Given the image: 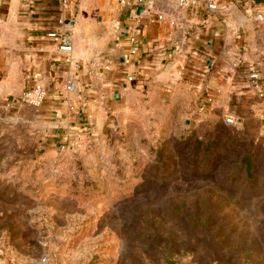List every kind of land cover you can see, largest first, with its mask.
<instances>
[{
	"label": "rangeland",
	"instance_id": "rangeland-1",
	"mask_svg": "<svg viewBox=\"0 0 264 264\" xmlns=\"http://www.w3.org/2000/svg\"><path fill=\"white\" fill-rule=\"evenodd\" d=\"M240 41L260 66L218 75L249 67L264 89V51ZM25 90L0 103V264H264V98L247 111L185 86L171 101L135 77L86 132L66 103L37 120Z\"/></svg>",
	"mask_w": 264,
	"mask_h": 264
},
{
	"label": "crops",
	"instance_id": "crops-1",
	"mask_svg": "<svg viewBox=\"0 0 264 264\" xmlns=\"http://www.w3.org/2000/svg\"><path fill=\"white\" fill-rule=\"evenodd\" d=\"M120 1L69 0L63 9L55 0H0V103L41 84L47 99L36 109V119L51 121L61 111L66 114L65 103L58 101L68 97L64 83L74 73L73 64L46 37L55 28L54 19L61 16L72 22L70 56L82 66L76 86L83 95L106 97L115 91L112 97L119 99L120 91L131 83L125 76L133 75L137 84H153L168 93L171 101L185 86L202 87L212 89L219 101L240 99L247 111L257 107L253 97L260 92V84L256 88L241 73L225 83L217 68L234 60L260 66L252 51L240 53V40L252 42L245 50L264 51V22L255 19L256 14H264V0H196L190 9L178 8L176 0H156L157 11L165 18L162 23L153 15L137 17L123 9ZM133 34L138 39L137 56L128 53V38ZM103 57L111 58L115 67L97 80L92 72ZM104 82L110 86L103 88ZM107 100L88 105L90 118L95 105Z\"/></svg>",
	"mask_w": 264,
	"mask_h": 264
},
{
	"label": "built area",
	"instance_id": "built-area-1",
	"mask_svg": "<svg viewBox=\"0 0 264 264\" xmlns=\"http://www.w3.org/2000/svg\"><path fill=\"white\" fill-rule=\"evenodd\" d=\"M57 4L65 9L69 5V0H55ZM156 0H121L120 6L125 10H130L133 14H135L136 9L138 7H144L146 9V14L148 17L150 15L154 16V20L158 23H162L165 21V18L162 14H160L155 6ZM197 4L196 0H176V5L180 9H190L191 7ZM210 9H215L214 5L209 6ZM136 15V14H135ZM151 18V17H150ZM153 19V18H151ZM255 19L258 22H264V14L258 13L255 15ZM55 28L46 34V37L52 40L58 49V51L65 53L67 55L66 60L69 63L73 64V74L69 76L65 83H64V92L70 96L72 99H66L64 103H66V107L68 112L72 115L70 118H73L75 122L70 120L69 123L75 127V123L78 122L80 124V128H83L86 132L89 131V126H86V122H89L90 115L87 113L88 105L91 103H95L98 100H103L105 96L103 94H98L96 98L92 97V95H83L81 92L78 91L76 83H77V76L78 72L81 69V65L78 62H74L73 58L70 56L73 50V38H72V25L69 20H66L64 17H57L54 19ZM173 25V23L171 22ZM128 45L129 51L128 53L131 56H137L139 54L138 49V39L136 34L129 36L128 38ZM114 62L105 60L100 62L98 67L93 70V74L97 80H100L102 75L106 72H112V66ZM233 68L237 70L239 68V63L234 62ZM242 72L247 76L249 82L256 86V88L260 84V75L255 70L244 67L242 68ZM127 82H133L135 80V76L133 75H126L125 77ZM110 84L102 83L103 88L109 87ZM261 93H258L259 98H264V90L260 89ZM47 97V91L45 90L44 86L41 84H33L30 88L25 90L22 94L20 102L29 107L38 108L40 107L45 101ZM213 95L207 94L206 98L204 99V104H210L213 102ZM84 114H87L85 117ZM226 122L228 124L233 123L232 118H227ZM60 137V149L62 151L68 147V144L71 143V136L68 134H61Z\"/></svg>",
	"mask_w": 264,
	"mask_h": 264
},
{
	"label": "water",
	"instance_id": "water-1",
	"mask_svg": "<svg viewBox=\"0 0 264 264\" xmlns=\"http://www.w3.org/2000/svg\"><path fill=\"white\" fill-rule=\"evenodd\" d=\"M146 13L147 12H146V9L144 7H138L136 9V12H135V14H136L137 17H141V16L145 15ZM70 23L72 25V22H70Z\"/></svg>",
	"mask_w": 264,
	"mask_h": 264
}]
</instances>
